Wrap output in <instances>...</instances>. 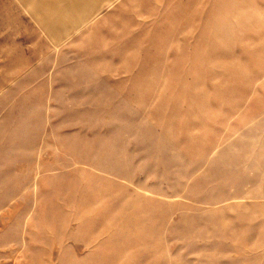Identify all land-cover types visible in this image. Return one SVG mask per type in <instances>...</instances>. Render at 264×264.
Segmentation results:
<instances>
[{
	"label": "rangeland",
	"instance_id": "obj_1",
	"mask_svg": "<svg viewBox=\"0 0 264 264\" xmlns=\"http://www.w3.org/2000/svg\"><path fill=\"white\" fill-rule=\"evenodd\" d=\"M105 3L0 0V264H264V0Z\"/></svg>",
	"mask_w": 264,
	"mask_h": 264
},
{
	"label": "crops",
	"instance_id": "obj_2",
	"mask_svg": "<svg viewBox=\"0 0 264 264\" xmlns=\"http://www.w3.org/2000/svg\"><path fill=\"white\" fill-rule=\"evenodd\" d=\"M106 1L111 0H44V14L39 18L44 36L62 39L84 31L97 15L98 6L109 4Z\"/></svg>",
	"mask_w": 264,
	"mask_h": 264
}]
</instances>
